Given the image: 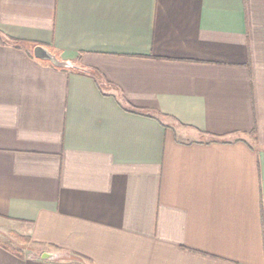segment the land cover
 I'll use <instances>...</instances> for the list:
<instances>
[{
    "label": "crops",
    "instance_id": "1",
    "mask_svg": "<svg viewBox=\"0 0 264 264\" xmlns=\"http://www.w3.org/2000/svg\"><path fill=\"white\" fill-rule=\"evenodd\" d=\"M0 226V264H264V0H0Z\"/></svg>",
    "mask_w": 264,
    "mask_h": 264
},
{
    "label": "water",
    "instance_id": "2",
    "mask_svg": "<svg viewBox=\"0 0 264 264\" xmlns=\"http://www.w3.org/2000/svg\"><path fill=\"white\" fill-rule=\"evenodd\" d=\"M33 55L35 58L43 60V61H48L56 67H61V68H73L74 67L72 63L68 61L60 60L55 54H53L47 48L40 46V45H37L33 48ZM55 257L56 255L51 254V253L42 254V258L44 259H52Z\"/></svg>",
    "mask_w": 264,
    "mask_h": 264
},
{
    "label": "rangeland",
    "instance_id": "3",
    "mask_svg": "<svg viewBox=\"0 0 264 264\" xmlns=\"http://www.w3.org/2000/svg\"><path fill=\"white\" fill-rule=\"evenodd\" d=\"M195 136L198 135L196 134ZM6 229H7L6 227L0 226V241L8 243L10 246H12L14 249H17L22 254L23 253L22 250L30 245V241L24 239L26 238V236H22L19 233H15V232L11 233Z\"/></svg>",
    "mask_w": 264,
    "mask_h": 264
},
{
    "label": "trees",
    "instance_id": "4",
    "mask_svg": "<svg viewBox=\"0 0 264 264\" xmlns=\"http://www.w3.org/2000/svg\"><path fill=\"white\" fill-rule=\"evenodd\" d=\"M27 241H30V239L28 237L24 238ZM0 246L5 248L8 251L13 252L14 254L18 255V256H22L21 252H19L17 249H14L12 246H10L8 243L2 242L0 241Z\"/></svg>",
    "mask_w": 264,
    "mask_h": 264
}]
</instances>
